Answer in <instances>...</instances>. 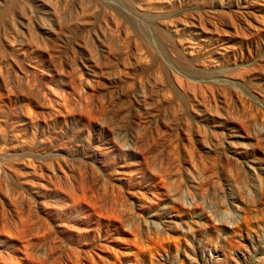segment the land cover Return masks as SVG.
<instances>
[{
  "label": "rangeland",
  "instance_id": "374dc122",
  "mask_svg": "<svg viewBox=\"0 0 264 264\" xmlns=\"http://www.w3.org/2000/svg\"><path fill=\"white\" fill-rule=\"evenodd\" d=\"M0 264H264V0H0Z\"/></svg>",
  "mask_w": 264,
  "mask_h": 264
}]
</instances>
